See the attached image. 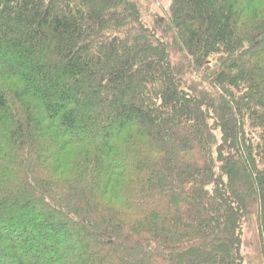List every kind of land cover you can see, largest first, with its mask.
Here are the masks:
<instances>
[{
	"label": "trees",
	"instance_id": "trees-1",
	"mask_svg": "<svg viewBox=\"0 0 264 264\" xmlns=\"http://www.w3.org/2000/svg\"><path fill=\"white\" fill-rule=\"evenodd\" d=\"M0 0V264H264V0Z\"/></svg>",
	"mask_w": 264,
	"mask_h": 264
},
{
	"label": "rangeland",
	"instance_id": "rangeland-1",
	"mask_svg": "<svg viewBox=\"0 0 264 264\" xmlns=\"http://www.w3.org/2000/svg\"><path fill=\"white\" fill-rule=\"evenodd\" d=\"M151 10L159 15H162L167 10V0H154Z\"/></svg>",
	"mask_w": 264,
	"mask_h": 264
}]
</instances>
